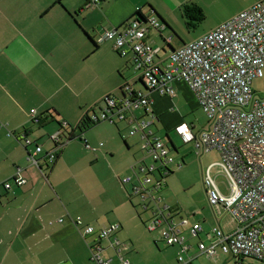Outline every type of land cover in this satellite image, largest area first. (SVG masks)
I'll list each match as a JSON object with an SVG mask.
<instances>
[{
    "label": "crops",
    "instance_id": "crops-1",
    "mask_svg": "<svg viewBox=\"0 0 264 264\" xmlns=\"http://www.w3.org/2000/svg\"><path fill=\"white\" fill-rule=\"evenodd\" d=\"M90 1L92 0H0V123H7V126L0 125V264H99L91 258V246L96 243L97 237L84 234L83 226L90 224L101 227L111 223L120 224L116 236L123 242L122 253L130 260L129 264L140 263L135 245L132 246V243L123 240L125 236H129L133 242L136 236L129 230L128 233L123 224L127 225L135 220L136 226H142V221L148 228L147 224L156 216L155 212L158 209L154 204L159 201L151 196L156 192L147 190L152 188V180L147 182L146 178L151 177L148 168L154 162H148L151 157L143 148L145 139L139 134L131 135L129 121L118 118L116 119L118 126L113 122H109L113 126L103 124L102 129H98L96 134L91 128L90 133H85L82 138L69 140L65 135L71 131L68 124L76 126L86 112L96 105L99 111L100 102L105 97L121 98L123 84L138 80L134 79V74L130 76L132 74L130 71L126 73L130 68L134 72L132 55H120L113 40L98 42L99 36L107 30L121 27L141 10L147 16L150 14L157 16L165 24L162 33L159 31L160 36L163 35L164 38L171 36L173 41V34L165 35L164 32L171 30L175 33L177 26L174 27V21L178 18V10H182L183 4L190 1L198 3L203 8L206 0H101L96 5ZM253 2L254 0L252 4ZM251 5L244 4L232 16H236ZM213 28L205 30L204 33ZM151 30L153 29L147 30L150 42L154 39ZM154 43L151 44L155 47L160 46ZM167 50H162L161 54L167 56ZM101 55H106L109 59L107 76L102 78L97 74V64L92 61L93 67H89L94 71V76L93 79H87L85 70L88 66L83 64V60L85 61L88 56ZM121 58L124 60H120ZM118 72L124 79L128 78L118 82ZM137 83L141 85L136 87L146 90L144 81L138 80ZM185 84L187 83L184 81L173 83L175 95L176 88L181 89L187 86ZM149 96L152 100L151 111L155 116L153 124L155 134L169 144L167 138L165 140L158 134L156 127L159 122L166 130H173L184 142L175 129L187 121H180L177 116L173 117L174 111L170 110L174 109L170 99L175 96L163 97L165 95L157 91L149 92ZM33 109L36 110L35 114L42 116L40 122L34 121ZM134 112L139 117L147 115L142 107L135 109ZM60 123L63 125L66 123L65 128L70 131L62 135V147L60 149L58 147L56 159L50 162L46 156L56 149L57 145L53 146L49 140L51 135L64 130ZM120 123L125 124L124 129L127 127L129 129L128 135L124 130L126 135L123 138L127 148L130 151L132 148L136 150L125 155L126 162L115 172L110 162L116 161L120 152L117 147L120 138L116 130L119 129L120 132ZM189 124L194 132L195 124L193 122ZM22 133H26L33 141L32 145L27 147L24 145L20 138ZM169 133L168 139L176 147ZM196 133L199 134L201 131ZM130 136L133 137L130 139ZM72 142H79L78 150L100 151L96 157L107 162L108 174L117 183L120 180L125 188L122 189L119 184L122 196L128 194L134 207L126 209V215L130 216V220L124 221L122 216L115 213L113 221L101 223V214L96 207L90 206L93 202L92 193L95 191L87 192L84 185L77 181L76 174L73 182L65 175L63 172L65 169L74 172V167L79 170L86 167L83 164L84 159L68 160L66 153ZM91 143L104 148L92 147ZM35 144L42 146V151L36 155L39 164L30 160V151H34ZM212 150L217 149L209 151ZM107 154L115 158L111 159ZM215 164L220 163H212L207 170L210 168L211 172ZM18 170H21V174L27 179L26 183L17 185L12 181V188L6 189L3 183ZM127 175L132 176V181L126 184L122 179ZM137 186L143 188L136 191ZM122 201L124 202V198ZM214 207H217L222 217L215 218L213 214L203 210L193 211L195 217L191 219L180 216L179 210L171 209L176 221L187 219V223L180 227L185 243L189 246L185 251L189 252L187 257H193L192 264L200 255L199 242L211 244L215 240V227H220L225 232H231L236 228V220L224 205ZM197 213L202 214V218L197 219ZM79 216L83 219L82 225L77 223ZM195 223H200L203 228L198 234H193L192 231ZM156 230L161 231V235L154 237L158 245L160 239L164 240L163 227ZM191 237H197V242L189 241ZM101 243L104 246L102 255L110 260L111 264H124L111 245L110 238L102 239ZM139 245L144 248L145 242L141 240ZM175 246L179 247L178 260L182 245ZM221 253L226 252L218 247L216 254L204 255L216 257ZM229 255L235 262V257Z\"/></svg>",
    "mask_w": 264,
    "mask_h": 264
},
{
    "label": "built area",
    "instance_id": "built-area-1",
    "mask_svg": "<svg viewBox=\"0 0 264 264\" xmlns=\"http://www.w3.org/2000/svg\"><path fill=\"white\" fill-rule=\"evenodd\" d=\"M100 1L92 0L90 3L96 5ZM149 28L163 30L165 24L150 14L145 21L131 19L121 27L105 31L97 39L98 42L113 40L120 55L131 54L134 70L137 71L134 79L142 78L146 85V90H143L127 81L122 88L123 97H107L99 119L129 121L130 134H139L145 139L143 148L154 160L148 173L154 174L155 164L161 163L162 170L167 174L174 158L165 141L153 130L155 116L151 111L149 92L157 91L173 97V83L186 82L209 115L210 127L197 134L189 123L183 122L176 127V133L184 142H194L198 149L220 151V165L229 193L221 191L209 168L205 175L208 198L212 205H224L237 223L231 232L215 227V240L211 244L199 242V254L214 255L220 247L235 257L234 264H254L250 259L264 262V96L257 98L252 86L253 79L262 76L264 69V0H254L249 8L233 18L180 47L170 49L167 56L161 54L166 47H155L148 40ZM165 42L170 45L172 37L165 38ZM141 107L146 110V116L135 114L134 110ZM35 113L33 109L34 121L38 122L39 116ZM0 125L7 126V123L1 122ZM62 135L61 130L52 135L57 147L62 145ZM20 138L26 147L33 144L25 133ZM41 151L42 146L35 144V150L30 151V160L38 164L36 155ZM56 156V150L48 153L51 161ZM122 180L127 184L132 181V176L127 175ZM151 180L149 176L146 178L147 182ZM12 181L23 185L27 179L18 170L3 183L6 189L12 188ZM153 186L147 190H154ZM161 186L162 180L157 182L156 188L160 190ZM143 187L137 186L136 191ZM151 196L158 201L162 199L156 193ZM165 209L169 206L158 207L156 216L147 226L150 230L163 227V238L168 245H182L178 263L192 264L193 257L183 255L189 246L185 243L180 225L186 224L187 219L176 221L171 212H164ZM77 223L83 224L80 216ZM83 228L84 234L97 237L96 243L91 246L94 261L111 264L102 255L104 246L101 243L102 239L110 238L123 263H130L122 253L123 242L116 236L119 223L101 227L87 224ZM201 230L200 223L192 226L193 234Z\"/></svg>",
    "mask_w": 264,
    "mask_h": 264
},
{
    "label": "rangeland",
    "instance_id": "rangeland-1",
    "mask_svg": "<svg viewBox=\"0 0 264 264\" xmlns=\"http://www.w3.org/2000/svg\"><path fill=\"white\" fill-rule=\"evenodd\" d=\"M253 0H206L204 3V11L206 13V18L204 21H202L196 28H190L188 29L185 20L183 18L182 10H178V18L174 21V27L177 26V29L175 33L171 30H167L164 32L165 35H171L173 34L174 38L172 41V46L177 48L180 47L185 42H189L191 40H194L196 37L200 36L202 33L205 32V30H208L209 28L216 27L220 25L221 23L227 21L228 19L232 18V14L239 10L244 4H252ZM249 7V6H247ZM182 9V8H181ZM181 15V16H180ZM155 30V31H153ZM151 30L152 36H154V39L151 40V43L155 44L154 42L158 43L160 46H166L168 49L167 52L170 51V48L168 46V43L165 42L160 36L158 29ZM168 54V53H166ZM109 60L106 55H101L97 57H87L86 60H83V64H85L87 69L85 70V76L87 79H93L94 71L91 70L92 61H95L97 64L96 72L99 74L102 78H105L108 74V62ZM120 60H124V58H121ZM111 64V62L109 61ZM133 67V65H132ZM134 69V67H133ZM114 71V69H113ZM130 71V76L133 74H137V71L127 70L126 73ZM125 73V74H126ZM114 77V74L112 75V78ZM128 78V77H127ZM125 78V79H127ZM120 73L118 72V82H123L125 80ZM135 86H140L141 84L134 82ZM124 85V84H123ZM187 86L182 87L181 89L176 88V95L173 98H169L172 102V106H174V109L171 108L170 110L174 111L172 114L173 117L177 116L179 117L180 121H187L188 123H194L195 124V131L202 132L204 130H207L209 128L210 124V117L209 115L204 111V109L201 107L200 102L195 92L192 90L188 84H185ZM252 86L255 90V96L257 98L264 96V69H263V75L256 77L253 79ZM160 93V92H158ZM162 94V93H161ZM165 95V94H162ZM171 97L170 95H167ZM163 97H166L163 96ZM197 97V98H196ZM110 121H105L95 127H93L91 130H95L94 133L96 134L99 130L102 129L101 126H104L103 124H109ZM111 125V124H109ZM113 126V125H111ZM121 130L116 129L118 132V136L120 138V142L117 143V147H119V154L117 156L116 161H111L110 166L111 168H114L115 172L119 170L118 168L120 165H122L124 162H126L127 158L125 155L130 154L133 150L135 152L136 148H132L131 151L127 148L126 143L124 142V133L127 132V135L129 133L128 127L124 129L125 124L120 123ZM101 127V128H100ZM114 127H117L114 125ZM157 131L160 136H163V138L168 141V147H170V155L174 158V161L170 164V169L172 172L165 175V171L161 168V163H157L156 169L154 171V174L151 175L152 181L151 186L154 185L156 192V196H161L162 199L159 202H156L154 204L155 208L158 207H165L166 205L169 206V209H165V213L171 212V209L174 208L179 210L180 216L188 217L193 219L195 216H193V211H203L209 212L213 214V216L216 218V216H223L220 211L217 209V207H214L209 201L208 193H207V187L205 185V175L206 170L209 165L212 163H220L222 160V156L220 151L218 150H212V151H204L199 150L195 146L194 142H182L177 135L173 132V130L170 129V131L166 130L161 123H157ZM90 129L86 131V133H90ZM125 130V131H124ZM194 131V132H195ZM168 132H170V137L174 139L176 147L173 145V143L168 139ZM195 132V133H196ZM52 136V135H51ZM133 136H130V139ZM50 143L55 146V141L50 138ZM82 143V141L80 140ZM62 143V142H61ZM79 142H72L69 145V150L67 151L66 155L68 160H74V159H84L83 164L86 166L85 169L79 170L76 167H74V172H70L68 169L63 170L66 176H69L71 178V182L74 181V175L77 176V181L84 185V188L87 192L95 191L93 192V202H91V207H96L98 212L101 214L100 222L104 223L108 220L113 221L112 219L116 214L122 216L124 218V221L130 220V216H127L126 209L129 207H133V205L130 202L128 194L126 196H122L123 192L120 190V186L122 189H125L118 180V183L115 179H112V177L108 174L109 169L107 162L100 158L96 157L99 155L100 151H92L87 152L86 150H78ZM83 144L85 142L83 141ZM99 144L93 145L91 143L92 147H99L104 148L102 146H98ZM62 146L59 145V149ZM58 147L56 146L57 151ZM35 150V148H34ZM53 151V150H52ZM51 152V151H50ZM49 152V153H50ZM124 152V153H123ZM126 153V154H125ZM109 158L114 159L115 157L110 154H107ZM47 160L51 162V160L48 157L47 154ZM57 157V156H56ZM56 159V158H55ZM54 159V160H55ZM39 161V160H38ZM53 161V160H52ZM148 162H154L153 159L149 158ZM39 164V163H38ZM212 176L215 178L219 188L224 194L229 193V187L227 183V179L225 175L222 172V167L220 164H215L211 169ZM164 174V175H162ZM165 176V178H163ZM162 180V186L161 189H157L156 185L158 181ZM120 184V186H119ZM153 186V187H154ZM74 188V186H73ZM77 190L75 189V192ZM125 191V190H124ZM158 191L160 192L159 194ZM124 198V202L122 199ZM135 202H137L135 200ZM221 206V205H220ZM116 207V210H115ZM134 208V207H133ZM113 209V210H112ZM142 209V208H140ZM224 209V208H222ZM112 210V211H110ZM143 211V209H142ZM137 212L135 211V214ZM196 215V214H195ZM138 216V215H137ZM212 216V217H213ZM202 218V214L199 215L197 213L196 218L200 219ZM138 219L140 220L139 216ZM214 219V218H213ZM141 221V220H140ZM214 222L216 223V220L214 219ZM137 222L133 220L130 223L123 224L124 227H126L127 232L128 230L135 235L133 239L135 241H131L129 236H125L123 239L127 241L128 243H132V246H134L135 251L138 253L140 258L139 264H179L177 260V253L179 251L178 246H171L166 243L165 240L160 239L159 244L154 240V237L158 234L161 235L160 230L156 231H150L147 227H145L144 223L141 221L142 226H136ZM140 227V228H138ZM144 228V229H143ZM145 230V231H144ZM129 233V232H128ZM145 242V247L142 248L141 245L138 246L139 241ZM198 238L191 237L189 238V241L197 242ZM189 252H184L183 255L187 257ZM194 261V264H233L234 259L229 254L221 253L219 256L213 257V256H205L204 254H200ZM216 259V260H215ZM250 262L254 264H264L263 261L257 260V259H250Z\"/></svg>",
    "mask_w": 264,
    "mask_h": 264
},
{
    "label": "trees",
    "instance_id": "trees-1",
    "mask_svg": "<svg viewBox=\"0 0 264 264\" xmlns=\"http://www.w3.org/2000/svg\"><path fill=\"white\" fill-rule=\"evenodd\" d=\"M182 15H183V18L185 20V24H186L188 29L196 28L206 18V13H205L204 9L198 3L193 2V1L186 2L183 4ZM134 18H141L145 21L147 19V15L145 13H143L141 10H139L133 15V17L131 19H134ZM126 23H124V24H126ZM159 31L162 33V30H159ZM161 38L163 40H165L163 35H161ZM168 46L170 49L174 48V47H172V45H168ZM138 80L143 81L142 78H138ZM138 80H135V82H138ZM122 88H123V86L121 87V89ZM122 97H123V95H122ZM106 102H107V97H105L100 102L101 107H100L99 111H97V109H98V107H96L97 105L92 107L91 109H89L76 126L68 124L71 131L69 129H66L64 127V125L62 123H60L61 127H64V130L61 131L62 134L65 135L66 131H70V132H68L67 135H65V136H67V138L69 140H71L73 138H77V137L82 138L87 130L93 128L94 126H96L100 122L106 121V120L99 119L101 112L104 110ZM93 116L95 118H93ZM41 119H42V116H39L38 122H40ZM113 123L118 126V122L114 121ZM55 143L57 145L56 141H55ZM168 172H172L170 167H168Z\"/></svg>",
    "mask_w": 264,
    "mask_h": 264
}]
</instances>
